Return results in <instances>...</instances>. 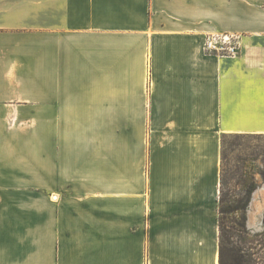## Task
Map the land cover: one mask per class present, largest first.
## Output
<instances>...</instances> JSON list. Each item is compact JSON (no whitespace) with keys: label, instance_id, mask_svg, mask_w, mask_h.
<instances>
[{"label":"crops","instance_id":"obj_1","mask_svg":"<svg viewBox=\"0 0 264 264\" xmlns=\"http://www.w3.org/2000/svg\"><path fill=\"white\" fill-rule=\"evenodd\" d=\"M227 133H264V0H0V264H219Z\"/></svg>","mask_w":264,"mask_h":264},{"label":"trees","instance_id":"obj_2","mask_svg":"<svg viewBox=\"0 0 264 264\" xmlns=\"http://www.w3.org/2000/svg\"><path fill=\"white\" fill-rule=\"evenodd\" d=\"M242 138L264 140V133H233ZM248 150L237 157L240 167L231 169V177L227 179L224 168L226 158L222 143V164L218 196V225H219V264H251V254L244 252L241 243L250 242L247 231V208L258 183L254 176L258 173L264 182V144L257 149L246 146ZM259 159L260 166L252 165ZM234 173V174H232ZM264 224V221H263ZM254 236H264L262 232ZM234 238H237L236 240ZM244 246V245H243Z\"/></svg>","mask_w":264,"mask_h":264},{"label":"rangeland","instance_id":"obj_3","mask_svg":"<svg viewBox=\"0 0 264 264\" xmlns=\"http://www.w3.org/2000/svg\"><path fill=\"white\" fill-rule=\"evenodd\" d=\"M222 143L223 152L226 156L224 160V168L225 171H227L226 177L229 179L231 177L229 171L241 166V163L236 159L239 155L248 151L246 150V146L252 147L251 149H257L259 145L264 144V140H257L254 138L246 139L240 136H234L233 133H227L222 136ZM251 163L255 166L261 165L259 159H254ZM254 178L258 185L252 195V199L246 212L247 231L250 236L248 239L251 241L244 244L241 243V246L244 252L251 254V264H264V236H254L257 233L262 232L264 229V182L258 173L255 174ZM234 239L236 240L237 238Z\"/></svg>","mask_w":264,"mask_h":264},{"label":"built area","instance_id":"obj_4","mask_svg":"<svg viewBox=\"0 0 264 264\" xmlns=\"http://www.w3.org/2000/svg\"><path fill=\"white\" fill-rule=\"evenodd\" d=\"M241 34L236 32L207 33L203 40V50L208 55L235 57L240 47Z\"/></svg>","mask_w":264,"mask_h":264}]
</instances>
